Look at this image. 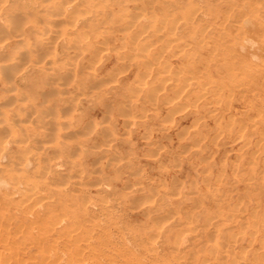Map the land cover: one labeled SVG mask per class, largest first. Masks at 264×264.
I'll use <instances>...</instances> for the list:
<instances>
[{
  "label": "bare ground",
  "instance_id": "6f19581e",
  "mask_svg": "<svg viewBox=\"0 0 264 264\" xmlns=\"http://www.w3.org/2000/svg\"><path fill=\"white\" fill-rule=\"evenodd\" d=\"M259 2L260 5H258V0H250L249 3L242 2L240 9L230 14L232 18L241 20L233 31L236 29L239 33H246L245 40L249 47L239 45V43L232 44L230 48H227L228 52L222 49V52L215 56L213 54L215 46L211 50L212 45L209 48L208 45L199 44L198 48L201 52L189 53L186 58L187 69L192 75L187 77L185 83H182L183 86L178 85L179 88L177 87L176 91L180 92L183 88L192 91L203 86L202 91H197L196 99L212 94L211 82L206 81L201 84L199 77H202L205 71L208 72V77H212L211 72L215 68L231 78L236 77L243 69L250 71L254 75L253 78L263 76L264 0ZM237 4L239 5V2ZM237 4L231 3L230 6L235 7ZM195 5L194 0H185L183 4L182 0H0V90L3 92L2 95L6 96L4 102L0 100V264H157L153 263L154 261L161 264H259L258 257L254 256L249 259L244 251L239 256L241 261L234 259L236 258L235 252L231 249L232 246L227 244V237L230 234L227 228H219V225H216L221 215L215 212H212L213 215L209 213L208 217L204 218L206 222L202 223L203 228L199 229L198 233L195 225L193 226L194 212H185L188 217L185 216L184 223H178L179 227L175 229L176 236L170 248L176 253L185 248L187 255L172 256L174 259L172 263L167 262V259L160 254L159 247L167 243L172 236L170 222L175 220L172 218L174 214H171V217L167 214L169 217L167 216L168 218L162 222L161 220L155 221L146 234H141L139 227L131 230L129 219L124 221L117 219L119 215L115 214L117 210L113 211L107 203L103 202L105 195L101 194L103 199L101 196L100 202L103 200V203L91 202V196L86 192L83 196L81 195L80 199L75 200L70 188L75 190L77 185L82 184V175H79L80 180L73 182L70 180L72 175L69 176L68 171L64 173L61 167L71 163L73 172L76 171L73 175L75 177L78 176V170L83 171V165L80 163L81 166L78 160L74 161L75 158L71 159L74 155L81 153V147L77 142L81 138H78L77 134H71L70 130L65 132V126L60 118L62 115L60 116L57 110L53 112L51 105H39L42 107H38L35 104L25 108L22 102L26 100L28 102L29 97L32 98V96L18 91L19 79L22 78L21 80L28 87V92L34 94L33 101L36 97L39 99L36 101L44 104L53 99L51 98L52 93L58 90V85L56 87L55 84L66 85L67 80L73 79L78 81L76 88L81 91V94L86 92L90 95H100L99 88H102L101 85L106 82L107 78H101L102 76L98 75L111 59L105 54L104 57L107 60L103 59V54L100 52L105 49L103 44L113 40L112 36L119 31L128 36V42L122 40L120 46L130 47L131 53L133 52L137 57L132 58L133 62L145 68L144 73L148 74L149 68L153 64L158 65V59L163 55L161 51L159 54L156 53L159 49L156 48V42H163L162 46V43L160 44V50L165 48L164 46H170L174 50L173 55H187L188 52L184 47L195 39V35L188 32L201 31L202 34V29L196 30L197 25H210L211 19L215 21L216 9L209 12L210 19H208L205 15L207 8L201 9L203 14L201 15L199 14L200 7H195ZM250 11L254 12L252 17L248 15ZM167 18H172L169 26H167ZM223 21H225V13ZM67 23L69 26L64 25ZM219 25L215 27L216 30H219ZM178 26L181 30L180 38L184 43L181 41L178 43L175 37L164 41L163 38L167 31L178 29ZM105 31L107 36H104L102 40H97L96 35H103ZM212 32H210L208 44L214 42L217 45L219 40L212 36ZM83 35L91 37L90 40L95 46L102 43L99 44L101 47H94L92 56L89 58L91 63L87 64H84L82 60H77L76 57L80 51L84 50L83 45L87 43L83 40ZM71 36H73L72 39H70ZM225 37L235 40V36L231 33ZM174 40L176 41L172 43ZM64 42L63 48L66 50L64 49L65 52L62 53L63 48L60 49L61 57L64 56L65 62L72 64L73 69L63 70L65 72L58 75L55 69L58 67H54V64H60L61 59L57 61L55 56ZM71 48H74L76 52L72 56L68 54ZM207 48H209L208 55L202 57V50ZM233 49L240 50V53L238 54ZM48 52L55 54L46 56ZM121 54H119L120 57ZM236 54L238 56H235ZM229 57H234L239 62L227 63ZM42 59L44 63L49 64L47 68L51 70L50 72H47L45 65H41L35 67L31 74H25L19 78L23 66L21 64L41 62ZM101 59H103L102 62H100ZM87 68L91 70L88 71ZM110 72H113L112 68ZM170 78L164 76L160 79L163 84ZM217 82H221L226 87L227 82L225 84L220 79H215V83ZM256 84L255 81V86ZM159 85L158 88H165L164 85ZM245 85L248 87L247 83ZM46 86L50 88L47 90ZM52 86L56 89L54 90ZM136 86L133 90L140 92L141 86ZM172 109L176 110V108ZM136 120L132 119L129 122L128 119V125L129 123L134 125L138 122ZM101 122L102 119L92 121L89 127L94 129ZM40 124L44 128L41 131L38 129ZM72 138L76 142L71 141ZM62 141L66 144L70 143L66 153L61 152L63 151L60 149ZM53 158L59 159V162L53 163L51 160ZM60 184L67 187H61ZM212 194H206L207 198L216 199L217 197L215 198ZM116 204L118 205V202ZM142 211L144 212V209ZM151 211H153L152 208L145 210L147 215ZM199 214L201 212L196 216ZM263 218L262 221H264ZM185 223L190 224L187 226L184 225ZM256 223L257 221L253 227L257 226ZM126 226L129 228L127 232ZM208 229H211L208 236L214 235V231L219 229L223 240L217 242L211 239L206 244L200 236L204 235ZM158 238H162L164 242L159 243ZM126 242H129L132 248L126 247ZM134 251L137 254H134ZM138 253H142L143 256L137 257Z\"/></svg>",
  "mask_w": 264,
  "mask_h": 264
},
{
  "label": "rangeland",
  "instance_id": "374dc122",
  "mask_svg": "<svg viewBox=\"0 0 264 264\" xmlns=\"http://www.w3.org/2000/svg\"><path fill=\"white\" fill-rule=\"evenodd\" d=\"M194 1L195 7H200L199 14L203 15L201 9L207 8L208 11H205L206 18L210 19L209 12H213L215 9L217 13L215 21L210 20V25H197L196 30L202 29V34L201 31L188 32L195 35V39L184 47L188 52L187 55H184L185 57L173 55L172 51L174 50L170 46H164L166 49L160 50V44L162 43V46L163 42L158 41L155 44L156 48H159L156 53L159 54L161 51L163 54L158 59L160 63L158 62V65L153 64L149 68V75L145 74V68L133 62L132 58L136 59L137 57L133 52L131 53L130 47L120 46L122 40L128 42V36L119 31L112 36L113 40L103 44L105 49L100 52L103 54V59H105L104 54L109 58L111 57L110 62L104 68L102 67L103 69L98 75L99 77L102 76L101 78H107L106 82L108 81L101 85L102 88H99L101 90L100 95H90L86 92L85 94L83 91L81 94V91L76 88L78 81L72 79L67 80L68 82H65L67 84H62V86L59 83H53L56 87L58 85V90L52 86L54 90L56 89V93L55 91L52 93L51 98L53 99H50L49 102L42 104L36 101L39 100L36 97L34 100L36 102H34V94L28 92V87L21 80V77L25 74H31L35 67L41 65H45L47 72H50L51 70L49 71L47 68L49 64L44 63L43 59L41 62H30V64L24 62L21 64L23 66L21 67V74H19L21 79H19L18 91L32 96V98L29 97L28 102L27 100L22 102L25 108L35 104L38 107L51 105L53 112L57 110L56 112H59L60 116L62 115L60 118L65 126V132L70 130L71 134H77L78 138H81L80 141L77 140L78 146L81 147V153L70 158H75L74 161L78 160L79 164L83 165L80 164L83 171L78 170V176L75 177L73 175L76 171L73 172L71 163L61 167L64 173L69 172L68 175L73 176L70 178L73 182L80 180L79 175H82V184L77 185L75 190L70 188L75 200L80 199L85 192L90 194L91 202L107 203L113 211H118H115L116 215L119 214L118 217L115 216L118 220L129 219L131 230L139 227L141 234H146L155 224V221L161 220L162 222L169 217V214L170 217L171 214H174L172 218L175 220L170 222V234L172 236H170L169 241L163 243L164 240L158 238V242L163 243L159 247L160 254L167 259V262L172 263H174L172 256L187 255L185 248L179 250V253L172 252L170 248L176 236L175 229L179 227V224L184 223L185 216L188 217L185 212H194L193 226L195 225L197 228V233L199 229L203 228L202 223L206 222L204 218H207L209 213L213 215L215 212L221 215L218 217L220 221L216 225H219V228H227L230 234L227 237V244L232 246L231 249L235 252L236 258L234 257V259L241 261L239 256L244 251L249 259L255 256L258 257L259 264H264V221H262L264 216H262V213L264 214V101L262 102L264 100V88H262L264 87V73L259 78H253L254 75L250 71L243 69L236 77L231 78L221 72L220 69L215 68L212 69V77H208L206 71L202 77H199L201 84L206 81L211 82L212 94L205 98L196 99L197 91H202L203 86L192 91L188 88H183L180 92L176 91L178 85L179 87L183 86L182 83H185L187 77L192 75L187 69L188 61L186 58L189 53L201 52L198 48L199 44L208 45L209 48L212 45L211 50L215 46L213 51L215 56L220 54L222 49L224 52H228L227 48H230L232 44L239 43V45L249 47L245 40L246 33H239L236 29L233 31L241 20L232 18L230 14L240 9L242 2L249 3L250 0ZM259 1L258 5L261 4ZM184 2L185 0H182V4ZM231 3H236L237 6L231 7ZM224 13L225 21H223ZM253 14V11L248 13L250 17ZM171 19L167 18V26L171 25ZM64 25L69 26L68 23ZM218 25L219 30H216L215 27ZM211 31H213L212 36L219 40L217 45L214 42V45L208 44ZM228 33L234 35L235 40L224 38ZM104 36H107L106 31L103 35H96V39L102 40ZM178 36L179 39H177ZM180 36L181 30L178 26V29L167 31L163 40L175 37L178 43L180 41L184 43ZM72 38L73 36L70 37V39ZM82 38L87 43L83 45L84 50L80 51L76 57L77 60H82L84 64H87L91 61L89 58L92 56L94 47H99V44L102 43L95 46L90 40L91 37L83 35ZM64 46L65 42L59 47L55 56L57 61L61 59L60 64H54V67H58L55 68L58 75L68 69H73V65L65 62L64 56L61 57L60 49ZM209 48L202 50V57L208 55ZM64 49L66 50L63 48L62 53L65 52ZM233 50L238 54L240 53L238 49ZM74 53H76L74 48L69 49L68 54L72 56ZM120 53H122L121 57ZM54 54L48 52L45 55L54 56ZM226 62H239V60L229 57ZM111 68L113 72H110ZM87 69H89L88 71L91 70L90 68ZM177 71L178 73H176ZM112 73L114 74L111 75ZM164 76L173 77L162 84L160 78ZM215 79H220L225 84L227 82L226 87L221 82L215 83ZM250 80L254 83L252 84ZM158 83L161 86L165 83V88H158ZM246 83L249 89L245 85ZM235 84L239 85L236 87ZM136 85L141 86L140 92L136 89L133 90ZM208 85L204 86L207 87ZM46 88L48 90L50 87L46 86ZM229 89L233 92H229ZM65 90H68L69 93ZM2 93L0 90V100L4 102L6 96ZM53 94L57 96H53ZM172 108H176V110ZM98 119H102L101 124L91 129L89 126H91L92 121ZM128 119L129 122L132 119L138 122L133 121L134 125L132 123L128 125ZM42 128L40 124L39 131ZM70 140L76 142L73 138ZM68 144L70 145V143ZM68 144L61 142L60 149L63 150L61 152H68ZM51 160L53 163L59 162L57 158ZM60 185L67 187L63 186L64 184ZM105 190L106 192H104ZM211 193L217 198H207ZM101 194L105 195L104 199ZM101 196L104 201L101 200L100 202ZM106 199L107 201H105ZM115 202H118V205ZM146 208H152L153 211L147 215ZM170 210H172L171 213H169ZM199 212L201 214L196 216ZM255 221H257V226L253 227ZM189 224L185 223L184 225L188 226ZM128 229L127 227L126 232ZM210 231L211 229H208L204 235L200 236V239L206 244L211 239H215L217 242L223 240L222 232L219 229L214 231V235L208 236ZM128 243L126 242V247L132 248L131 244ZM134 254L137 252L134 251ZM141 255L143 256L142 253H138L136 256L141 257ZM155 262L161 264L157 261L153 263Z\"/></svg>",
  "mask_w": 264,
  "mask_h": 264
}]
</instances>
